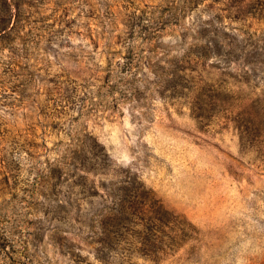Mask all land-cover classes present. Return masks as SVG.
<instances>
[{"label":"rangeland","instance_id":"374dc122","mask_svg":"<svg viewBox=\"0 0 264 264\" xmlns=\"http://www.w3.org/2000/svg\"><path fill=\"white\" fill-rule=\"evenodd\" d=\"M0 264H264V0H0Z\"/></svg>","mask_w":264,"mask_h":264}]
</instances>
